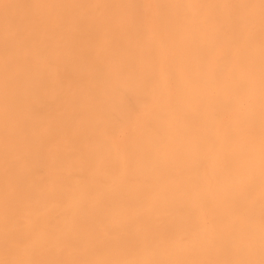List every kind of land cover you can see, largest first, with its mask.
<instances>
[{"label": "bare ground", "instance_id": "bare-ground-1", "mask_svg": "<svg viewBox=\"0 0 264 264\" xmlns=\"http://www.w3.org/2000/svg\"><path fill=\"white\" fill-rule=\"evenodd\" d=\"M0 264H264V0H0Z\"/></svg>", "mask_w": 264, "mask_h": 264}]
</instances>
